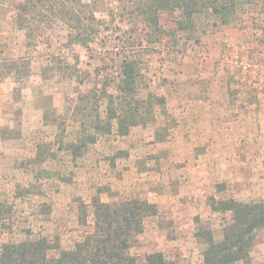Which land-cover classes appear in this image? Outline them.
<instances>
[{"label":"rangeland","instance_id":"1","mask_svg":"<svg viewBox=\"0 0 264 264\" xmlns=\"http://www.w3.org/2000/svg\"><path fill=\"white\" fill-rule=\"evenodd\" d=\"M25 1L0 0L2 57L19 64L0 78V246L68 249L92 229L80 200L92 214L94 197L139 198L157 213L132 255L206 264V233L220 243L232 221L214 203L264 202V0L218 14L200 0L157 27L141 0H61L19 28ZM249 264H264V228Z\"/></svg>","mask_w":264,"mask_h":264},{"label":"trees","instance_id":"2","mask_svg":"<svg viewBox=\"0 0 264 264\" xmlns=\"http://www.w3.org/2000/svg\"><path fill=\"white\" fill-rule=\"evenodd\" d=\"M146 5V23L157 27L158 12L179 9L190 19L201 12L200 0H141ZM226 1V0H225ZM238 0H231L234 5ZM61 0H26L18 5L24 15L17 13V26L32 25L38 16H55ZM217 0H207L209 9L222 13L225 8L217 5ZM226 2H229L228 0ZM180 28L183 24L179 22ZM30 27V26H29ZM3 49L0 39V78L17 74L19 64L16 60L2 57ZM130 66L125 62L124 72ZM124 118H119V131L123 133ZM222 212H231V223L224 229V239L216 243L211 232L206 233L208 248L204 252L206 264H249L251 250L257 232L264 228V202L242 203L236 200L215 202ZM93 212L89 213L87 205L80 200L78 204L79 225L88 227L92 219L91 231L82 240L68 249H61L56 242L48 238L8 243L0 246V264H172L161 252L134 256L131 249L144 232L145 220L156 215V206L139 198H129L119 202L108 203L99 197L92 200ZM198 237V234L196 235ZM56 251V255L51 252Z\"/></svg>","mask_w":264,"mask_h":264}]
</instances>
